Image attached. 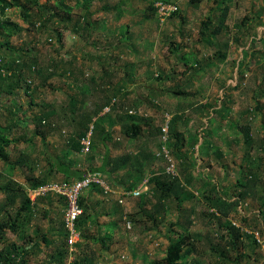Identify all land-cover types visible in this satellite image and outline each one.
Here are the masks:
<instances>
[{"label": "rangeland", "instance_id": "rangeland-1", "mask_svg": "<svg viewBox=\"0 0 264 264\" xmlns=\"http://www.w3.org/2000/svg\"><path fill=\"white\" fill-rule=\"evenodd\" d=\"M40 3L61 8L46 27L35 6L26 18L18 7L0 18L9 21L0 31V127L9 141L0 225L15 222L0 233V253L26 250L27 264H161L171 243L189 238L181 264H264V0H92L88 10L84 0ZM160 3L177 9L164 14ZM14 59L19 73L7 70ZM116 95L114 109L134 114L100 117ZM167 114L179 119V177H164L159 157L141 174L128 164L106 175L116 190L147 181L151 192L124 206L84 193L83 244L67 247L62 202L35 191L73 181L59 165L99 168L107 149L111 160L157 153ZM116 122L118 130L103 133ZM92 124L86 152L78 140ZM152 176L168 184L169 198L161 200ZM236 201L227 217L218 213ZM231 228L239 235L233 248Z\"/></svg>", "mask_w": 264, "mask_h": 264}, {"label": "trees", "instance_id": "trees-1", "mask_svg": "<svg viewBox=\"0 0 264 264\" xmlns=\"http://www.w3.org/2000/svg\"><path fill=\"white\" fill-rule=\"evenodd\" d=\"M92 0H84V8L86 10H88L90 3ZM32 6L37 7L39 14H47L45 17V21H43L44 23V27H46V25L51 22L54 18H56L59 13L58 11L61 9L60 6H48L47 3L41 4L40 0H25V2H21V0H0V18L3 16L5 9L9 8V7H18L20 8L23 12L24 15L23 17L26 18L27 13H29L31 11V9L33 8ZM227 14V10L224 9L223 14H222V18H221V24L220 26L223 25L224 21H225V16ZM212 26V22L208 21V23H205L204 29L202 30V37L204 39H207L209 37V30ZM16 29H18V26H14ZM9 28V21H0V31L2 30H7ZM214 36L219 34V29H215L214 32L212 33ZM58 40L60 41V34L58 33ZM8 46V44H6ZM4 46V45H2ZM16 59L12 60L11 62H8V68L7 70L9 72H13V71H17L18 73L22 71V65L17 64V62L15 61ZM41 69L39 68L38 70V75L40 74ZM13 88H9L8 92H12ZM176 95H179L181 93H175ZM110 103L112 104V99L111 101L107 104L110 106ZM127 116H131L127 113ZM121 117V116H120ZM44 121V119H41L40 122ZM45 122V121H44ZM179 122V119L174 116L173 120L171 122V127H170V134H171V142H170V148H173V139H175L176 137H178L179 135H177L176 132V126ZM89 130V128H88ZM94 131H95V127H94ZM138 131V129L136 130ZM3 129L0 127V159H2L3 161L7 162L8 161V155L4 150V146H8L9 145V141L6 139L5 136H3ZM159 132H161L162 135V128L159 129ZM87 133V132H86ZM86 133H82L80 135V138L78 140V142H80L81 138L84 137V135ZM104 134H109L107 132H104ZM42 134V138L45 137L44 133ZM104 141V140H103ZM183 141V140H182ZM177 143V142H176ZM105 144V143H104ZM163 145V142H162ZM161 145V146H162ZM106 146V144H105ZM107 148V147H106ZM173 152V149H172ZM152 158H157V153L155 154L154 152H151L150 150H141L139 152H137V154H131V155H126V156H119L116 159H112L110 158L109 155V150H106L103 162L101 164V166L99 168H93L92 171L86 172V173H82L79 171H71L69 170L67 167L61 166L59 165L57 168L58 172H61L62 174H64V176L67 179H73V181H66L67 183H72L74 181H80L84 178V176L88 173H99L102 176L103 175H108L110 178L112 177V174L118 172L121 168L126 167L128 164L131 166V168L138 172V173H142L144 168L146 167V165L148 163L151 162ZM166 171V170H165ZM164 171V177L166 178H170V180H175L176 178H178L179 176H170L168 175L166 172ZM155 177L153 182L155 183V186L160 190V193H162L163 197H161L162 199H167V197H170V192H171V188H166L167 187V183H162L160 176H152ZM168 182V181H166ZM162 183V184H161ZM44 185V184H43ZM40 185H37L36 187H34V189H37ZM163 186V187H161ZM136 187V184H133L131 186H125L124 189L126 190H134V188ZM152 189V188H151ZM7 192H10V190L8 188L5 189ZM89 191V194L92 192H100L103 194V192L99 189H97L96 187H92ZM151 192V190H147L148 192ZM154 192V191H152ZM14 195V194H13ZM145 195V194H142ZM15 196V195H14ZM60 202H62L63 208L66 209V205L65 202L60 199L57 198ZM237 201L236 202H231V203H222L221 206L218 208V213L223 216V217H227L232 209V207L234 205H237ZM29 204H31L30 200H25V202L23 203L22 207H21V212H25L27 210V208L29 207ZM87 205V198L81 197L80 198V206L83 209V214H84V210L86 208ZM86 212H89V207H87V210H85ZM64 213V212H63ZM20 213H17V216H20ZM64 217V216H63ZM83 215L81 216V218L79 219V221L76 224L77 230L80 232L79 228L83 225V223L85 222L84 218H82ZM15 226V222H13L11 225H0V233L1 231H5L7 229L9 230H15L14 228ZM62 229L64 231V236H65V241H66V246L67 245V238H68V234L63 226V222H62ZM233 232H235V234L232 235V238L230 239V241L228 242L229 245H231V247L233 248L236 243L237 240L239 239V235L236 234V229L235 228H231ZM81 243V247H82ZM80 245H77V247H80ZM189 246V238H182L179 241L175 242V243H171L167 249V255L166 258L164 259V261L161 264H181V261L183 260L184 257V253L186 248ZM26 250H22V251H17L15 250L13 252V255L10 252H4V253H0V264H27L24 255L26 254ZM53 264H62V259L58 258L56 259V261H54ZM240 264V263H239Z\"/></svg>", "mask_w": 264, "mask_h": 264}, {"label": "built area", "instance_id": "built-area-1", "mask_svg": "<svg viewBox=\"0 0 264 264\" xmlns=\"http://www.w3.org/2000/svg\"><path fill=\"white\" fill-rule=\"evenodd\" d=\"M161 8L164 11V14H167L170 11V14L173 10L177 9L176 7H167L160 3ZM175 8V9H174ZM115 99L112 100V104L104 108V115L111 112V107L115 104ZM133 115V113H129ZM165 124L162 127V140L163 145L161 149L157 152V157L167 161L166 173L170 176H175L178 174L177 165L174 162L172 157V151L170 148L171 134L170 127L173 117L169 114L166 115ZM92 134L93 126L90 127L89 132L81 138L80 143L83 146L84 151L88 152L92 143ZM147 181L144 183L146 185ZM92 187H96L101 190L105 196L107 195H116L112 187L107 183L104 177L97 173H88L80 181H74L72 183H62V184H50L45 187L40 188L38 191H35V196H43L45 194L55 195L57 198L62 199L65 202L66 210L63 217V226L68 234L67 245L71 249H74L77 245L82 243L81 233L77 230L76 224L83 215V209L80 206V198L82 197L85 191L90 190ZM147 191L148 188L145 186H140L135 190H125L121 191L118 195L120 203L128 199H137L141 196L144 191Z\"/></svg>", "mask_w": 264, "mask_h": 264}, {"label": "crops", "instance_id": "crops-1", "mask_svg": "<svg viewBox=\"0 0 264 264\" xmlns=\"http://www.w3.org/2000/svg\"><path fill=\"white\" fill-rule=\"evenodd\" d=\"M118 96H119V95H118ZM113 99H115V101H116V100L118 99L117 95L114 96V97L112 98V100H113ZM110 105H111V103H110ZM107 106L109 107V105L105 104L104 107L102 108V113L100 114V117H101V116H111V115L121 116V115H127V113H128V114H129V113H133L132 111H129V112H127L126 114H124L122 110H119V109L115 110L114 107H111V112H110L109 114L104 115L103 111H104V108L107 107ZM133 114H134V113H133ZM129 115H130V114H129ZM117 116H116V117H117ZM131 116H132V115H131ZM94 121H95V120H94ZM94 121H93V122H94ZM120 125H121V124H118V122L114 123L112 126H111L110 124H105V125H104V128H105V131H104V132L111 133V132H113V131H116V130H118V129L120 128ZM92 126H93V134H94V125H93V124L89 126V130H90V127H92ZM88 132H89V131H88ZM88 132H87V133H88ZM87 133H86V134H87ZM86 134H85V135H86ZM93 134H92V136H93ZM85 135H84V136H85ZM105 144H106V143H105ZM109 151H110V149H109ZM156 151H157V150H156ZM156 151L154 150L153 152L156 154ZM158 151H159V150H158ZM137 152H138V151H137ZM137 152L134 153V154H137ZM109 154H110V152H109ZM155 159L157 160V158H155ZM151 162H152V160H151ZM105 176H106V175H103V177H105ZM145 182H146V181H142V182L136 184V187L134 188V190L137 189V188H139L140 186H142V187H143V186H144V187L146 186V187L148 188V185H144ZM110 186L112 187V185H110ZM112 189L115 190L116 193H118V194L114 195V196L117 198V201H116V202H117L118 204L124 206V204L127 202V200H126L125 203H124V201H123L122 203H120L119 198H118L119 193H120L121 191H124V187H123L122 189L119 188V189H117V190L114 189V187H112ZM125 190H126V189H125ZM84 193L89 194V191H85ZM84 193H83V194H84ZM146 193H147V191L145 190L142 194H146ZM134 199H135V198H134ZM128 200H130V199H128ZM137 200H138V199H137ZM65 210H66V209H63V212H64V213H65ZM79 245H80V244H79Z\"/></svg>", "mask_w": 264, "mask_h": 264}]
</instances>
